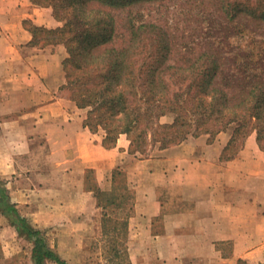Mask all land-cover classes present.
I'll return each instance as SVG.
<instances>
[{"label":"crops","instance_id":"0c3cea01","mask_svg":"<svg viewBox=\"0 0 264 264\" xmlns=\"http://www.w3.org/2000/svg\"><path fill=\"white\" fill-rule=\"evenodd\" d=\"M25 22L61 25L50 6L0 0V182L55 254L67 261L87 253L99 227L87 170L108 192L120 167L132 186L127 264L264 263V152L226 158L224 133L189 136L145 156L129 152L126 134L103 146L84 126L86 110L61 93L65 47L33 45ZM0 225L27 239L1 208Z\"/></svg>","mask_w":264,"mask_h":264},{"label":"trees","instance_id":"16d2710c","mask_svg":"<svg viewBox=\"0 0 264 264\" xmlns=\"http://www.w3.org/2000/svg\"><path fill=\"white\" fill-rule=\"evenodd\" d=\"M34 1L50 6L61 25L25 22L32 44L65 47L61 93L87 110L84 126L104 131L103 146H114L126 134L136 156L143 155L147 140L164 149L189 136L213 139L229 131L226 158L247 140L264 151V0H174L186 16V25L176 27L167 23L172 18L161 25L146 17L143 4L160 6L163 0ZM167 113L173 121L160 123ZM92 172L87 170V187L97 205L124 209L132 195L123 169L113 170L108 192L89 185ZM0 208L32 242L34 264H66L11 203L1 182ZM127 220L116 223L126 228Z\"/></svg>","mask_w":264,"mask_h":264},{"label":"rangeland","instance_id":"374dc122","mask_svg":"<svg viewBox=\"0 0 264 264\" xmlns=\"http://www.w3.org/2000/svg\"><path fill=\"white\" fill-rule=\"evenodd\" d=\"M173 2L174 0H163V5L160 6L157 5L158 2L149 1L144 3L143 9L146 13L147 19L150 21H154L157 24L164 25L166 22L165 19L168 17L173 19V22H167L173 27L186 25V23L183 22V20L186 19V16L176 9V7L173 5ZM166 6L167 9L165 10ZM228 40L237 42L236 38H228ZM239 41L243 42L241 40ZM97 133L99 136L102 135V137L104 135V131L101 128L97 130ZM221 133L228 135L227 137L229 139V131ZM159 146V143H154L147 140V143L142 146V149L144 151L143 156L160 153L161 149L159 148ZM243 149H249L253 151V153L264 152L262 150H259L255 143L249 140L244 143L241 150ZM96 177L97 175L95 174V172L89 174V178L91 181L89 185L94 184L101 187ZM125 177L127 179L128 187L130 188L131 192L132 186L129 182V177L126 172ZM131 204L132 199L127 201L124 209L122 210L113 208L102 209L99 207V210L97 212L99 215L98 232L95 237L86 240L85 245L87 253L68 254L67 261L64 260L66 264H127L131 259V253L134 249V239L133 237L131 238L132 231L129 229L128 220L126 228L117 225L116 222H121L122 220L126 218L129 219L131 217ZM115 226L117 228H114ZM0 228V264H34L31 256L32 242L29 239L21 238L20 236H18L12 226L0 225ZM43 235L47 244L49 245L48 239L47 237H45L44 232ZM44 264L57 263L51 260H46Z\"/></svg>","mask_w":264,"mask_h":264}]
</instances>
